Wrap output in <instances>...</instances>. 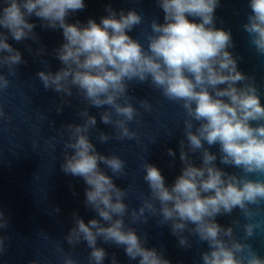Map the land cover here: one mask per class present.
Listing matches in <instances>:
<instances>
[{"label":"clouds","instance_id":"clouds-1","mask_svg":"<svg viewBox=\"0 0 264 264\" xmlns=\"http://www.w3.org/2000/svg\"><path fill=\"white\" fill-rule=\"evenodd\" d=\"M156 3L164 14L163 23L158 18L151 21L145 48L128 34L145 19L135 8L117 11L108 4L107 15L99 23L89 18L81 24L69 23L67 17L83 10L85 0H3L0 29L7 31L0 30V94L10 86L8 77L26 62L8 42L9 36L16 42H37L36 25L29 19L32 16L42 21L41 27L62 30L63 43L54 53L62 67L55 72L40 71L37 76L44 89L60 94L57 113L63 104L70 103L68 97H81L85 102L78 113L83 122L64 125L60 131L69 133L63 144L61 170L83 179L87 185L84 203L99 217L86 223L74 212L72 227L65 236L73 248L86 242L90 249L88 264H104L107 252L98 246V239L123 247L125 255L130 260L138 259V264H171L162 251L146 246V233L139 235L131 226L146 224L149 216L169 225L185 250L192 247V238L206 243L200 264H264V256L247 243L258 230H264L251 207L264 202V179L250 178L264 176V104L260 88L255 77L239 70L238 57L229 50L234 47L231 32L216 27L215 11L220 0ZM248 6L250 13L242 28L256 52L264 56V0H248ZM27 47L32 50L31 45ZM43 51L41 47L37 54ZM133 83H148L159 89L168 100L181 105L185 119L184 138L179 141L180 174L168 185L161 170L144 158L143 180L149 195L141 197L138 208L130 209L125 202L129 189L118 187L113 180L114 176L126 175V162L118 155L97 151L90 139L97 120L88 108L103 109L101 122L114 129L112 133L100 131V143L138 140V133L129 127L139 115L132 103L134 97L129 94ZM139 104L145 111L152 109L148 100H140ZM5 116L0 106V118ZM214 146H218L217 152L211 151ZM167 154L176 156L171 148ZM217 160L240 172L225 171ZM235 209L242 213L245 223H218V216H231ZM59 211L56 207L55 212ZM9 225L10 218L0 210V232ZM234 226L242 227V238L235 235ZM8 239L0 234V256L7 250ZM62 259L63 264H79L69 253H64ZM28 264L39 261L33 259ZM111 264H117L115 256Z\"/></svg>","mask_w":264,"mask_h":264},{"label":"water","instance_id":"water-1","mask_svg":"<svg viewBox=\"0 0 264 264\" xmlns=\"http://www.w3.org/2000/svg\"><path fill=\"white\" fill-rule=\"evenodd\" d=\"M2 3L3 0H0ZM108 4L117 11L135 8L143 15L144 22L128 34L147 48L146 36L151 32V21L158 18V22L163 23L164 14L156 0H85L86 7L71 13L67 22L86 24L92 18L99 23L101 17L107 15L105 8ZM249 13L248 0H220L215 11L216 27L231 32L234 47L229 50L238 57L239 70L255 77L261 91V103L264 104V56L256 52L242 28ZM29 19L36 25L34 32L38 41L16 42L9 36L8 42L21 52L26 62L17 66L15 75L8 77L10 86L0 94V106L6 113L4 118H0V210L10 218L9 227L0 232L9 238L6 252L0 256V264H28L33 259L39 264H63L64 253L71 254L79 264H88L90 249L86 242L73 248L67 244L65 236L72 227L74 212L86 223L99 217L84 203L87 185L83 179L66 175L61 170L63 144L69 133L67 130L60 131L64 125L83 122L78 113L85 107V102L81 97H68L70 103L63 104L62 111L57 113L61 96L51 89H44L37 73L55 72L62 67L54 54L63 43L62 30L41 27L42 21L35 16ZM196 22H199L198 19ZM27 45H31V51ZM41 47L44 51L37 54ZM4 71L7 73V69ZM129 94L134 97L132 103L139 113L129 127L138 133V140L112 139L107 144L100 143L99 132L112 133L114 129L101 122L100 112L103 109L89 107L88 111L97 120L96 129L91 131L90 136L97 151L118 155L126 162V175L114 176L113 180L118 187L129 189L125 202L131 209L138 208L142 203L141 197L149 195L143 180L144 158L161 170L168 185L180 174L179 141L184 138L185 116L179 103L168 100L159 89L148 83L131 84ZM140 100H148L152 104L151 111H145L139 104ZM168 148L176 152L175 158L168 156ZM211 151L217 152L218 146L212 147ZM195 162L200 164L198 158ZM216 163L227 172H240L220 164L219 160ZM100 167L103 169L104 165ZM105 171L112 175L110 170ZM250 178L264 179V176ZM56 207L60 209L59 213L55 212ZM251 207L257 213L255 219L264 225V202ZM236 220L240 221V225L245 223L239 209H235L231 216L217 217L222 225L233 224ZM126 221L130 222V218L126 217ZM131 226L137 229L139 235L146 233V246L162 251L171 264H200V253L207 250V244L195 238H192V247L185 250L178 244L170 226L159 224L157 217L149 216L146 224ZM234 230L238 238L243 237L242 227L234 226ZM247 243L264 256V230H258ZM97 244L107 252L104 264H111L113 256L117 264H138V259L130 260L125 255L123 247L105 243L102 239H98Z\"/></svg>","mask_w":264,"mask_h":264}]
</instances>
